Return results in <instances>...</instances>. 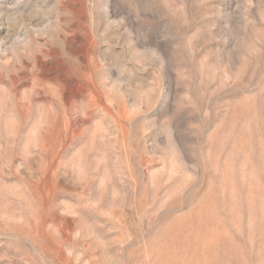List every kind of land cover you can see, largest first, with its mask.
<instances>
[{
    "label": "rangeland",
    "instance_id": "rangeland-1",
    "mask_svg": "<svg viewBox=\"0 0 264 264\" xmlns=\"http://www.w3.org/2000/svg\"><path fill=\"white\" fill-rule=\"evenodd\" d=\"M0 264H264V0H0Z\"/></svg>",
    "mask_w": 264,
    "mask_h": 264
}]
</instances>
